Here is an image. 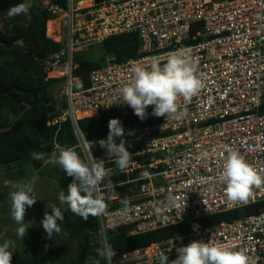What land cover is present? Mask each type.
<instances>
[{"label":"built area","instance_id":"built-area-1","mask_svg":"<svg viewBox=\"0 0 264 264\" xmlns=\"http://www.w3.org/2000/svg\"><path fill=\"white\" fill-rule=\"evenodd\" d=\"M43 6L57 22L49 38L62 45L44 65L62 80L66 102L49 124L60 127L70 120L77 141L71 149L89 166L103 160L112 170L95 193L107 205V214L99 217L104 241L118 228L133 236L262 206L258 214L125 254L120 264H155L161 252L173 261L177 248L210 240L264 264V185L253 187L246 204L232 203L220 178L228 149L264 175V0H45ZM124 34L139 36L140 56L124 62L108 57L82 90L74 76L75 55ZM180 49L189 50L203 87L190 101L178 98L177 114L154 126L158 136L129 151V165L120 171L99 145L107 137L89 138L79 123L107 110L132 109L119 90L134 79L133 68H150L153 57L163 64ZM87 142L95 143L90 149ZM60 149L57 145L55 152ZM118 176L125 179L116 181ZM126 186L127 192L112 194ZM125 198L129 210L122 214Z\"/></svg>","mask_w":264,"mask_h":264},{"label":"trees","instance_id":"trees-1","mask_svg":"<svg viewBox=\"0 0 264 264\" xmlns=\"http://www.w3.org/2000/svg\"><path fill=\"white\" fill-rule=\"evenodd\" d=\"M24 3L25 0H0V16L8 18V25L15 33L11 34L0 27V166L17 164L25 159H32L33 151L50 156L56 146L68 149L76 146V136L72 123L67 120L60 127L50 125L51 116L59 107H64L51 93L52 87L61 79L49 78L44 61L50 55L60 52L62 45L47 36V24L54 17L39 4L29 9L31 20L21 14L10 18L8 10L13 6ZM65 5V2H63ZM104 56L99 61H93L84 53L75 55L74 76L80 82L82 90L90 86L91 72L100 68L108 57L116 62H124L140 56L141 40L137 34H124L108 38L101 45ZM153 107L147 110V116L141 120L134 114L133 109L121 108L101 112L80 121V126L89 138H106L109 134V121L118 119L127 131L147 129L136 136H122L116 138L119 145L125 143L128 151L134 152L158 136L153 127L162 123L164 117L152 115ZM9 121V127L5 125ZM4 127V129H2ZM106 152L105 149H103ZM52 176L58 179L60 192L65 191L73 178L60 167ZM125 179L124 176L115 177L116 181ZM129 186L112 192L125 193ZM262 206H252L245 209L224 212L210 217L184 223L175 227L158 229L145 234L129 235L126 228H118L107 232V243L116 255L113 259L136 250L145 249L155 243H164L179 236L189 235L205 227L219 225L222 222L232 223L252 214H258ZM66 215L63 220L70 224V230L77 242L75 252L80 256V262L68 260L63 251H56L54 264H107L98 256L103 239L99 217L89 216L85 221L79 215L73 214L65 204ZM62 236V232L59 234ZM170 260V259H169ZM171 261V260H170ZM22 264H41L35 261L30 253V244L22 257ZM155 264H159L157 261Z\"/></svg>","mask_w":264,"mask_h":264},{"label":"clouds","instance_id":"clouds-1","mask_svg":"<svg viewBox=\"0 0 264 264\" xmlns=\"http://www.w3.org/2000/svg\"><path fill=\"white\" fill-rule=\"evenodd\" d=\"M25 15L31 20V13L27 4L21 3L8 10L10 18ZM189 50L180 49L168 54L167 61L161 64L159 57H153L150 68L136 66L133 68L134 79L124 85L119 91L122 103L130 106L134 114L141 120L147 116V108L153 107L155 117H174L178 111V98L190 101L199 94L203 81L197 75L196 67L187 55ZM109 134L106 140H100L99 145L106 150L108 160H112L120 171H124L130 162L132 154L127 150L122 141L116 143L117 137L124 136V129L118 119L109 121ZM91 149L92 143L87 142ZM53 161L57 163L68 177L73 178L67 193L61 191L58 199L61 204H66L75 215L85 221L89 216L100 217L107 214L106 203L95 195L98 184L108 175L111 169H105L103 160L89 166L73 149H60L57 155L52 153ZM44 153L33 151L32 159L42 161ZM221 180L226 184L225 195L229 202L247 203L252 194L253 187L260 188L264 185V175L258 173L236 150L228 149ZM6 186L15 189L10 192L11 217L20 225L16 232L20 238L27 234L24 227L25 213L28 207L33 206L37 199L34 196V187L31 183H16L7 181ZM122 214L129 210V201L123 199ZM63 220L60 210L53 206L51 213H45L42 221L48 238L61 231L58 221ZM97 254L113 264L116 255L113 247L106 241H101ZM14 241L5 239L0 244V264H11ZM178 258L170 261L169 256L160 253L159 264H255V261L244 250H235L227 245L210 241L192 242L187 246L176 249ZM93 264H99L98 261Z\"/></svg>","mask_w":264,"mask_h":264},{"label":"rangeland","instance_id":"rangeland-1","mask_svg":"<svg viewBox=\"0 0 264 264\" xmlns=\"http://www.w3.org/2000/svg\"><path fill=\"white\" fill-rule=\"evenodd\" d=\"M45 0H25V4L29 9L39 4H44ZM51 22V21H50ZM54 24L49 28L47 24V36L49 37L54 31ZM0 27L2 30H7L13 34L16 30L8 25V18L0 16ZM86 57L93 61H99L103 58L104 52L101 46H96L85 52ZM49 78H55V74H48ZM52 95L59 104L64 101V85L63 82H58L51 89ZM9 127V121L5 125ZM4 129V127L2 128ZM58 155V153H57ZM41 167L37 169L30 159L19 161L17 164L9 166H0V244L5 239L14 241L15 246L11 248L12 262L11 264H22V257L30 244V253L35 261L41 264H53L56 259V254L52 252L63 251L68 254V260L80 262V256L75 252L77 242L74 239L73 233L70 230V224L65 219L58 221L62 236L54 234L53 238H48L46 231L43 228L42 221L45 213H51L53 206L58 208L63 217L66 215L65 204H61L58 196L60 187L58 179L52 176L60 169V166L53 161L52 155L44 156ZM7 181L16 183H31L34 187V196L37 199L36 203L28 207L25 213L24 227L27 230L26 236L20 238L17 235V228L20 227L11 217V198L10 192L15 189L6 186ZM36 250V251H35ZM116 264H120V259H113ZM81 263V262H80Z\"/></svg>","mask_w":264,"mask_h":264},{"label":"water","instance_id":"water-1","mask_svg":"<svg viewBox=\"0 0 264 264\" xmlns=\"http://www.w3.org/2000/svg\"><path fill=\"white\" fill-rule=\"evenodd\" d=\"M80 124V123H79ZM32 162H33V164L35 165V167L37 168V169H39L40 167H41V163L39 162V161H34V160H32Z\"/></svg>","mask_w":264,"mask_h":264},{"label":"bare ground","instance_id":"bare-ground-1","mask_svg":"<svg viewBox=\"0 0 264 264\" xmlns=\"http://www.w3.org/2000/svg\"><path fill=\"white\" fill-rule=\"evenodd\" d=\"M53 24L55 25V26H54V29H55V27H56V25H57V22H55V21H51V22L49 21V28H51V26H52Z\"/></svg>","mask_w":264,"mask_h":264},{"label":"crops","instance_id":"crops-1","mask_svg":"<svg viewBox=\"0 0 264 264\" xmlns=\"http://www.w3.org/2000/svg\"><path fill=\"white\" fill-rule=\"evenodd\" d=\"M36 251V250H35ZM52 253H54V254H56V252H52ZM54 264V263H53Z\"/></svg>","mask_w":264,"mask_h":264}]
</instances>
